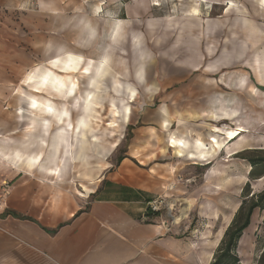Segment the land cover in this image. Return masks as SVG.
<instances>
[{
    "label": "crops",
    "instance_id": "crops-1",
    "mask_svg": "<svg viewBox=\"0 0 264 264\" xmlns=\"http://www.w3.org/2000/svg\"><path fill=\"white\" fill-rule=\"evenodd\" d=\"M30 1L33 10H29L25 21L21 19L19 23H10L13 26L8 29L13 32L10 36L19 40V44H14L12 48L14 52L11 56L23 54L21 39L26 34L24 29H28L34 35L36 46L39 44L41 48L37 53L43 55L46 50L52 51L53 57L46 64L31 70L28 64L4 63L2 57L8 55L0 49V149L4 146L10 153L14 150L29 153L40 148L36 139L44 136V130L41 128L35 133L32 122L34 119L40 122L51 118L46 112L38 115L31 109L33 94L57 106L63 104V98L55 93L31 89V84L38 85L42 80L40 76L47 71L40 67L52 62L48 71L68 79L69 85L76 76L54 67V60L67 55H78L85 59L79 53L92 51L94 43L101 36H106L107 48L120 49L119 37L123 32H132V41H136L141 24H145L146 31L152 30L150 17L155 12L153 0ZM234 1L240 4L233 9ZM248 2L254 3L258 9L257 16H246L243 9L247 8ZM28 3L29 0H0V13L23 4L29 6ZM177 4L180 12L179 46L175 45L172 52H176L178 47L181 51L182 75L176 76L179 80L181 78L185 104L199 101L201 110L194 112L206 122H232V127L227 130L241 131L240 136L229 144L235 146L237 140L249 131L242 123L238 124L241 113L237 99L242 92L263 102L261 118L264 125V91L261 89L264 88V66L253 65L254 59L263 52L264 0H178ZM233 11L240 15L231 17ZM2 21L0 25L7 27L5 20ZM45 32L49 37L46 50L43 40ZM63 40H67V43H61ZM98 61L107 62L112 67L109 53ZM28 70L31 71L25 80L15 74ZM255 71L259 74V80ZM115 73L122 80V76ZM145 77L148 79L147 75ZM135 80L143 86L138 78ZM19 83L22 90L19 94L17 89L16 94L24 100L25 106L18 108L16 115L9 110L8 101L9 92ZM174 83L171 81L168 86L165 83V87L163 85L160 89L158 84L143 90L152 100L158 98L161 101L165 96L159 95ZM220 86L227 91L224 93ZM85 96L81 95V98ZM137 97L136 101L133 100V110L139 104V95ZM76 100H80V94L68 101L71 103L68 105L71 116L82 109ZM163 106L158 108L161 112L156 115L153 126L140 125L133 131L134 149L141 143L151 142L152 138L155 143H167L172 134L180 138L176 134L180 124L168 118L170 115L164 112ZM247 109V114H251L252 109ZM61 111L57 110L55 116L58 117ZM17 116L23 120L19 121L24 133L20 142L8 137L12 133L11 121L12 124L16 123ZM248 117L250 119V115ZM198 121H186L188 136L193 144L200 137L194 134L199 130ZM52 125L48 139L60 134L58 126L54 122ZM174 126L177 127L175 130ZM205 131L207 135H204V139L212 138L211 135L215 134L207 128ZM217 136L222 138L221 135ZM169 153L175 155L174 150ZM128 154L137 159L133 154ZM155 158L163 157L156 154ZM80 162L83 163L75 159L67 171L52 175L36 170L29 173L19 169L16 161L2 158L0 187L7 182L10 191L0 198V264H211L232 219L224 226L221 217V224L216 230L218 220L215 215H209V223L201 238L181 236L161 223L160 214L157 217L150 210V203L156 200L158 190L167 189L160 180L164 176L160 175L159 169L156 178L152 173V164L139 168L132 166L126 157L113 173L102 177L110 168L102 174L99 165H94L92 160V167L87 172L97 176L86 183L89 192L81 188V182L75 191L65 181L73 174H76L77 180V173L72 170ZM141 165L144 164L141 162ZM79 190L83 191V195Z\"/></svg>",
    "mask_w": 264,
    "mask_h": 264
},
{
    "label": "rangeland",
    "instance_id": "rangeland-1",
    "mask_svg": "<svg viewBox=\"0 0 264 264\" xmlns=\"http://www.w3.org/2000/svg\"><path fill=\"white\" fill-rule=\"evenodd\" d=\"M177 3L178 0H153L155 12L154 16L150 17V21L153 24H149L152 30L150 32L146 31L145 24H141L139 26L140 31L138 32L139 37L136 41H134L135 39L132 41V32H123L119 37L120 49H110L105 44L106 36H101L94 43L92 51L79 53L85 59L76 55L78 57V66L72 76H76L75 80L78 82L76 92L77 96L80 94V100H76V102L79 103V108L82 109L80 110L81 112L77 111L75 116L70 115L68 118V123L72 126V129H75L73 140L79 134L76 132L78 122L86 114L84 113V107L87 95L93 92L95 98L92 104L93 110L91 116H88L86 121L88 127L83 132V137L87 140V144L82 154L88 156L87 160H89V163H87V160L83 161V163H78L77 168L72 170V172L78 173L79 170H90L92 160L94 161V165L101 167L102 174L110 168L102 177L113 173V170L119 166L118 161L121 158H129L130 164L139 168H147L149 163L152 164L154 177L157 178V169H159L160 175L164 176L160 177V180L167 187L166 190H158L155 194V201L160 202L159 212H155L160 214L159 217L161 218L159 220L168 229L181 236L201 238L204 229L209 223V215H215V218L218 220L217 227L215 228L218 230L221 224H219L221 217L224 219V226H227L231 219L233 220L239 207L245 201L243 193L250 191L252 194L258 195L264 192V181H258L259 178L254 179L261 175L264 166L257 165L255 167V177L252 178L250 172L253 166L249 162V159L254 158L258 161L264 158V125H262L263 120L261 118L263 115V102L257 98L247 97L246 93H241L239 100L237 99V106L240 108L241 113V121L238 124L242 123L249 131L240 140H237L235 146H230L229 143H226L224 145L225 149L211 161V164H209V161L194 164L190 160L179 159L172 153L170 155L169 152L172 150L167 149L168 144L162 142L155 143L152 137L151 142L141 143L140 146H137L135 149L133 148V131L140 125L146 127L153 126L157 120L156 115L161 112L158 108L163 105L165 107L164 112L170 115L168 118L180 124L176 134L178 133L181 139L187 140L191 148H193V145H196L197 141L193 144L192 138L188 136L190 135L187 132L188 127L186 126L188 119L199 120V130L194 132V134L198 137L200 136L198 139L203 140L204 135H207L205 128L211 130L212 126H217L225 130L233 125H231L232 122L226 120H220L219 124H212L197 117L194 111L199 112L201 110L199 101L191 103L188 101L185 104L184 89H182V83L180 82L181 78L179 80V77L176 76L182 75L181 51L178 47L175 49L176 52H172L175 45L179 46L178 21L180 12L177 8ZM239 4H236L234 1L233 9L238 7ZM247 4V8L243 9L246 16H257L258 9L254 6V3L248 2ZM28 5L30 7L23 4L19 8L4 9L0 13V22H3L2 19H4V22L7 23V27L5 28L0 25V49L8 55L7 57H2L5 61L4 63L10 64L13 61L24 66L28 64L32 70L46 64L53 57V53L46 50L47 40L49 39L46 32L43 39L46 51L41 55L37 53V51L40 53L41 48L39 44V47L36 46L34 35L28 29H24L26 37L24 36L21 39L23 54L16 57L11 56L14 52L12 48L15 47L14 44H19V40L12 38L10 35L13 32L8 29L13 27L10 24L12 22L19 23L21 19L23 22L25 21L29 10H33L32 1L29 0ZM232 13L231 17H238L240 15L235 11ZM61 43L66 44L67 40H63ZM108 53L112 59L113 68L111 66L108 68L100 82L90 85V77H93L94 69L100 63L98 60ZM51 63L40 68L48 70L52 67ZM255 64L264 66V46L263 52L254 59L253 65ZM87 68L90 72L89 76L82 73ZM31 70L15 74L19 79L25 80V77ZM114 71L122 76V80ZM145 75H147L148 79H146ZM256 76L259 80V74L256 73ZM136 78H138L139 82L142 81L143 86L136 83ZM250 78L252 80V77ZM171 81L175 83L170 89L159 95L160 97L165 96L161 101H158V98L152 100V97L147 95L144 92L145 90H143L146 87L158 84L160 89L163 85L165 87V83L168 86ZM19 88H21V83L9 92V110L16 115L19 113L18 108H24L25 106L24 100L16 94L17 89L18 93H21L22 88ZM131 88L136 89L137 96L139 95V104L135 105L134 110L132 104L137 99L133 102L129 97ZM220 88L223 89L224 93L227 91L222 86ZM84 94L86 96L83 99L81 95ZM203 104H205V101H203ZM68 105H71V103L67 102V107ZM124 105L131 107L128 124L122 122ZM58 106L60 108L61 105ZM72 106L76 108V105L73 104ZM247 108L252 109L250 111L251 114H247ZM68 109L70 108L68 107ZM17 119L14 124L11 121V126H13L12 133L11 135L8 134V137L20 142L24 138V133L22 127L19 125V121L23 120H21L20 116H17ZM48 120L51 121V119ZM116 121H118L120 128L110 127L109 124L111 122L117 124ZM249 123L251 126H247ZM176 128L174 126V130ZM222 140L220 139V141ZM115 143L118 145L113 152L107 158H103L102 154L104 150L109 149ZM128 153L133 154L137 159H133ZM156 154L163 158L156 160ZM1 160L2 158H0V162ZM141 162L146 166L141 165ZM157 163H159L158 166H154ZM65 182L75 191L78 184H80V181L77 182L76 180V174H73ZM248 184H250V188L247 187ZM0 188V198H2L10 191V184L5 182ZM253 214L251 225L241 238L237 250L239 259L245 264H258L257 261L264 250V210L258 208ZM176 219L180 220L176 222ZM211 237H214V235Z\"/></svg>",
    "mask_w": 264,
    "mask_h": 264
},
{
    "label": "bare ground",
    "instance_id": "bare-ground-1",
    "mask_svg": "<svg viewBox=\"0 0 264 264\" xmlns=\"http://www.w3.org/2000/svg\"><path fill=\"white\" fill-rule=\"evenodd\" d=\"M77 58L78 57H76V55H67L56 59L53 62V65L54 67L60 68L63 72L73 73L77 70ZM108 68H110V65L107 62L100 61L94 69L95 72L93 73V77H90V85L100 82ZM82 73L88 76L90 75L88 68ZM40 77H42L41 82L38 85L31 84V89L35 92L45 90L47 92L55 93L58 97L63 98L62 101H64V103L59 108V106H57L54 102L50 100L43 101L40 97L33 94L31 96V109H33L35 113H38V115H40L42 111L43 113L46 112L51 118V121L45 119L38 122L37 119H34L32 122L35 133L38 129L42 128L44 130V136H38L36 139V142L39 143V150L30 151L29 153L27 151L24 152L22 150H14L13 153H10L9 151H6L7 148L2 146V149H0V155L5 160L16 161L19 169H23L29 173L36 170L39 173L46 172L52 175H61L63 172L67 171L71 164L75 163V159H79V161H86L88 159V156L82 154V151L85 149L87 144V140L83 137V132L88 127L86 121L87 117L91 116L95 94L91 92L86 97L84 107V113L86 114L83 119L78 122L76 132L79 134L73 140V133L75 129H72V126L68 123V118L70 117L71 112L67 107V102L72 97H77L76 90L78 82L73 80L68 85V79L57 76L55 73L48 70ZM130 91L131 94L129 97L132 100H135L137 97V90L131 88ZM60 109L62 110L60 115L58 117L55 116L57 110ZM130 115L131 107L124 105L122 122L128 124ZM53 122L58 126L60 134L55 138L48 139V135L52 130ZM116 122L117 124L111 122L109 124L110 127L120 128L118 121ZM166 126H169V124ZM211 131L215 133L211 135L212 138L207 141L205 139H198L194 148H191V145L187 140L177 138L174 134H172L169 136L170 138L167 142V149L172 151L174 150L175 155L179 159H186L187 161L190 160L194 164H197V162L209 161V164H211V161H213L215 157L219 156L221 151L225 149L224 145L235 141L241 134V131L239 130H223L222 128L214 126L211 127ZM217 134L223 136V138H221L223 139L222 141H220V137H218ZM117 145L118 144L115 143L112 147H109V149H105L102 154L103 158H107ZM101 170V167H99V171ZM95 176L97 175H93L87 171H78L77 180L81 182L80 186L84 191L89 192V188L86 183L93 181ZM258 181H264V178ZM79 191V193L83 195V191ZM179 220L180 219H176V222Z\"/></svg>",
    "mask_w": 264,
    "mask_h": 264
},
{
    "label": "trees",
    "instance_id": "trees-1",
    "mask_svg": "<svg viewBox=\"0 0 264 264\" xmlns=\"http://www.w3.org/2000/svg\"><path fill=\"white\" fill-rule=\"evenodd\" d=\"M261 89L264 91V88ZM125 158H121L118 161L119 164L123 162ZM249 162L251 166H253V169L250 172V176L253 178L255 177V167H257V165L264 166V158H261L258 161L254 158L249 159ZM258 178H264V167L261 175L254 179ZM247 187L250 188V184H248ZM243 198L245 199V201L241 204L231 224L226 229L224 238L221 244L219 245V248L211 264H242L241 259H239L237 255V250L239 248L238 244L241 238L243 237L245 231L250 227L252 217L254 215L253 213L255 212V210L258 208L264 210V192L256 195L252 194L249 191L247 193H243ZM155 216L158 217L159 213H155ZM257 262L258 264H264V250Z\"/></svg>",
    "mask_w": 264,
    "mask_h": 264
},
{
    "label": "built area",
    "instance_id": "built-area-1",
    "mask_svg": "<svg viewBox=\"0 0 264 264\" xmlns=\"http://www.w3.org/2000/svg\"><path fill=\"white\" fill-rule=\"evenodd\" d=\"M159 203H160L159 201H154L150 203V210L152 213L159 212V205H160Z\"/></svg>",
    "mask_w": 264,
    "mask_h": 264
}]
</instances>
